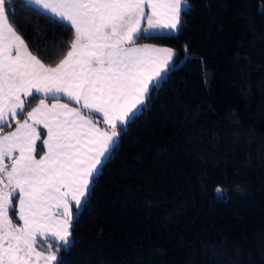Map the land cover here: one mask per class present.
Returning a JSON list of instances; mask_svg holds the SVG:
<instances>
[{"label": "trees", "instance_id": "1", "mask_svg": "<svg viewBox=\"0 0 264 264\" xmlns=\"http://www.w3.org/2000/svg\"><path fill=\"white\" fill-rule=\"evenodd\" d=\"M10 12L43 63L66 54L55 18L23 0ZM137 41L174 65L124 126L62 264H264V0H188L178 32Z\"/></svg>", "mask_w": 264, "mask_h": 264}, {"label": "snow or ice", "instance_id": "2", "mask_svg": "<svg viewBox=\"0 0 264 264\" xmlns=\"http://www.w3.org/2000/svg\"><path fill=\"white\" fill-rule=\"evenodd\" d=\"M12 2L0 0V264H62L76 213L175 56L134 45L157 30L178 32L188 0H28L73 33L54 67L19 34Z\"/></svg>", "mask_w": 264, "mask_h": 264}, {"label": "rangeland", "instance_id": "3", "mask_svg": "<svg viewBox=\"0 0 264 264\" xmlns=\"http://www.w3.org/2000/svg\"><path fill=\"white\" fill-rule=\"evenodd\" d=\"M165 33H173V32H171V31H167V30H157V31H154V32H152V34L153 35H156V34H165ZM140 43L139 44H144V45H148V46H152V47H157V48H162V47H168V46H165V45H159V44H155V43H152V42H147V41H139ZM143 45V46H144ZM174 59V58H173ZM172 65H174L173 64V62H172V64H171V66L169 67V68H171L172 67ZM158 83V82H157ZM156 83V84H157ZM155 85V84H154ZM66 98V97H65ZM48 103H53L54 101H52V100H49V101H47ZM62 103H64V102H62ZM74 103V102H73ZM75 104V103H74ZM72 104H70L69 106L70 107H72L71 106ZM75 106H77V107H79V105H76L75 104ZM98 116V115H97ZM95 118H97V119H99V117H95ZM7 131H9V130H5V132H7ZM38 144H39V142H37ZM43 155V152L41 151V152H39L38 154H37V159H39V157L40 156H42ZM6 163H7V161H6ZM18 200V197H14L13 198V203L15 204L16 203V201ZM13 220H14V223H18V224H21L22 222H19V220H18V217L17 216H13ZM51 238H49V240H50ZM36 249H37V251H41L42 250V248H46L47 247V243L45 242V241H43V240H41L40 238H38V242H37V244H36ZM45 254H47V253H45ZM41 264H43V261H41Z\"/></svg>", "mask_w": 264, "mask_h": 264}, {"label": "crops", "instance_id": "4", "mask_svg": "<svg viewBox=\"0 0 264 264\" xmlns=\"http://www.w3.org/2000/svg\"><path fill=\"white\" fill-rule=\"evenodd\" d=\"M23 1H25L26 3H28V4H30L29 2H28V0H23ZM31 6H33V7H35V8H37L35 5H32V4H30ZM37 9H39V8H37ZM40 10V9H39ZM41 11V10H40ZM142 23L143 24H145V26H146V20H142ZM150 35H153L152 33L150 34ZM140 42L139 41H137L136 42V44L134 45V46H136V47H141V46H143L144 44H139ZM63 58V57H62ZM61 58V59H62ZM59 62V61H58ZM57 62V63H58ZM55 65H53V67H54ZM40 95L39 94H37L35 97H33V98H31V104H30V107H28L27 108V111H30L31 110V108L32 107H35L38 103H39V100H40ZM49 101V100H48ZM61 102H67V103H69V105L70 104H72L71 106L72 107H77V106H75V104L73 103V102H68L67 101V98H63V100L61 101ZM79 107H80V105H79ZM85 115H88V113L85 111V113H84ZM25 116H26V113H25V115H22L21 117H20V119L21 120H23L24 118H25ZM96 117H98L97 115H96ZM13 123V128L12 129H10L9 131H11V130H13L14 129V127H15V122H12Z\"/></svg>", "mask_w": 264, "mask_h": 264}]
</instances>
